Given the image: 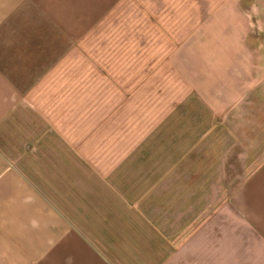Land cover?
I'll list each match as a JSON object with an SVG mask.
<instances>
[{
    "label": "crops",
    "instance_id": "1",
    "mask_svg": "<svg viewBox=\"0 0 264 264\" xmlns=\"http://www.w3.org/2000/svg\"><path fill=\"white\" fill-rule=\"evenodd\" d=\"M191 40L200 143L238 180L197 223L128 222L81 158L80 105ZM0 264H264V0H0Z\"/></svg>",
    "mask_w": 264,
    "mask_h": 264
},
{
    "label": "rangeland",
    "instance_id": "2",
    "mask_svg": "<svg viewBox=\"0 0 264 264\" xmlns=\"http://www.w3.org/2000/svg\"><path fill=\"white\" fill-rule=\"evenodd\" d=\"M190 42V50H178L176 42L174 56H144L151 62L142 64L137 81H118L112 72L111 84L127 87L97 88L95 103L80 105V117H88L79 120V142L87 145L81 158L93 164L87 171L96 177V188L100 181L101 187L126 193L128 222H139L134 213L142 209L144 223L151 216L159 224L169 218L197 223L203 214L209 218L215 208L228 206L238 180L239 169L216 166L204 136L200 143L207 121L200 114L203 106L205 117L198 88L199 41ZM231 42L224 39V48ZM206 57V64L213 62ZM167 210L173 215H161Z\"/></svg>",
    "mask_w": 264,
    "mask_h": 264
}]
</instances>
